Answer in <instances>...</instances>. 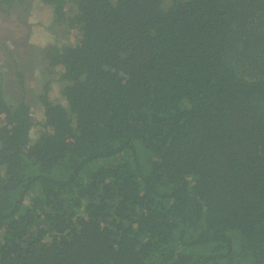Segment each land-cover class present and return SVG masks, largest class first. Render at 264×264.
I'll return each instance as SVG.
<instances>
[{
  "label": "trees",
  "instance_id": "obj_1",
  "mask_svg": "<svg viewBox=\"0 0 264 264\" xmlns=\"http://www.w3.org/2000/svg\"><path fill=\"white\" fill-rule=\"evenodd\" d=\"M77 3L51 130L0 94V264H264V0Z\"/></svg>",
  "mask_w": 264,
  "mask_h": 264
},
{
  "label": "flooded vegetation",
  "instance_id": "obj_2",
  "mask_svg": "<svg viewBox=\"0 0 264 264\" xmlns=\"http://www.w3.org/2000/svg\"><path fill=\"white\" fill-rule=\"evenodd\" d=\"M77 6V0L65 2L60 17L46 0H0V94L11 112L27 107L30 144L51 130L45 123L47 108L65 106L64 68L53 54L80 43L81 32L71 25ZM56 88L60 101L51 97ZM5 120L1 114L0 123ZM10 138L8 133L4 144Z\"/></svg>",
  "mask_w": 264,
  "mask_h": 264
},
{
  "label": "rangeland",
  "instance_id": "obj_3",
  "mask_svg": "<svg viewBox=\"0 0 264 264\" xmlns=\"http://www.w3.org/2000/svg\"><path fill=\"white\" fill-rule=\"evenodd\" d=\"M48 16H49V23L48 24H51L50 22L52 21V17H51V15H49V14H47ZM45 16V15H44ZM43 18V17H42ZM62 30V29H61ZM58 90V88H56V89H52V91H51V97L54 99V100H59L60 101V95H59V92L57 91Z\"/></svg>",
  "mask_w": 264,
  "mask_h": 264
}]
</instances>
